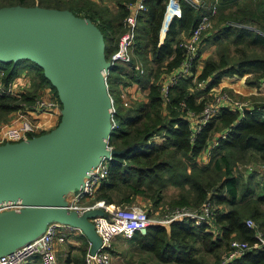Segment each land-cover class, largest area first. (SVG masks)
<instances>
[{"label": "trees", "instance_id": "16d2710c", "mask_svg": "<svg viewBox=\"0 0 264 264\" xmlns=\"http://www.w3.org/2000/svg\"><path fill=\"white\" fill-rule=\"evenodd\" d=\"M9 1L0 6L20 4L69 9L77 16L89 18L104 36L107 59L117 49L114 43L124 31L122 20L128 14V0H118V11L110 17L106 7H98L92 0H77L67 6H62L61 0ZM163 6L162 0H147V8L138 20L132 62L118 61L109 70L107 84L114 99L117 123L110 135V144L119 153L109 167L106 180L97 189L94 201L124 206L141 198L150 205L146 209L150 216L151 210L156 211L163 204L170 208H198L209 198L215 205L212 222L216 229L209 222L196 223L184 218L169 225L150 224L144 233H133L130 241L160 263L209 264L210 257L212 264H221L232 239L245 240L250 245L258 242L257 229L248 226L246 219H253L264 235V182L254 183L252 176L244 181L238 169V165L254 158L264 162V103H255V107L243 112L222 107L195 133L194 139L189 122L181 116L180 103L183 101L186 108L199 111L206 103L205 96L226 77L242 78L250 74L248 85L264 87V0H219L217 20L203 38L216 48L215 56L203 60L196 69L195 79L181 77L170 86L165 104L161 95L163 79L158 71L164 67L167 73L171 72L180 63L183 53L175 44L180 32L188 31L201 12L181 0L180 14L161 38ZM240 24L252 25L262 34ZM230 45L235 46L234 54L230 53ZM148 54L157 64L156 71L146 64L145 71L136 74L131 67L133 61L140 56L146 62ZM24 69L31 72V89H23L18 97L0 94L2 124L8 122L7 116L20 107L21 101H31L48 88L50 96L59 100L43 68L31 59L0 60V72H3L0 79L8 83ZM199 81L204 82L202 87ZM133 82L141 90H148L147 97H132L129 105L124 106L121 86L127 87ZM224 130L225 136L210 150L209 161L200 162L199 156L207 151L209 141L215 133ZM170 185L178 191L168 197ZM84 241L85 248L73 264H85L87 242ZM110 251L115 253L112 247ZM34 257L38 259L32 257L24 264H42L39 256ZM227 264H264V248H253Z\"/></svg>", "mask_w": 264, "mask_h": 264}, {"label": "water", "instance_id": "95a60500", "mask_svg": "<svg viewBox=\"0 0 264 264\" xmlns=\"http://www.w3.org/2000/svg\"><path fill=\"white\" fill-rule=\"evenodd\" d=\"M20 58L43 68L62 109L58 124L48 132L0 145V205H25L0 213V255L35 238L54 221L80 227L94 251L100 238L85 220L104 212L96 213L100 207L82 214L69 211L63 195L67 187L80 188L82 175L87 177L109 153L112 99L104 36L93 21L69 9L0 6V60Z\"/></svg>", "mask_w": 264, "mask_h": 264}, {"label": "built area", "instance_id": "2783aa9c", "mask_svg": "<svg viewBox=\"0 0 264 264\" xmlns=\"http://www.w3.org/2000/svg\"><path fill=\"white\" fill-rule=\"evenodd\" d=\"M180 1L181 0H162L164 6L160 25L161 38L166 35L173 19L180 14ZM184 1L195 10L200 11L201 15L198 21L188 31L182 30L180 32L179 39L175 44L182 51L183 55L180 63L163 77L161 95L164 104L169 100L170 86L177 83L179 78L192 77L195 79L197 75L196 69L199 68V61L202 54L200 50L204 44L203 38L211 32L214 17L218 12L219 0ZM127 8L128 14L122 20L124 31L119 38L117 49L111 53L110 58L107 59L110 63V67L107 68L106 79L110 68L118 61L124 63L132 62L138 20L140 14L147 8V0H131L127 4ZM131 67L135 72H139V74H142L144 71L142 60L139 59H135ZM22 79V77H15L8 83H4L0 79V94L20 96L21 91L27 85ZM203 84V81L198 82V85L201 87ZM128 96L132 98V96L129 95L128 87L121 86V98L124 106L129 105ZM111 99V127L113 130L117 123L114 118L115 107L112 96ZM237 104H239V102L231 100L226 93L213 96V100L211 102H206L199 111L186 108L185 102L182 101L180 103V107L182 108L181 116L189 122L192 130L191 136L192 139H194L195 133L217 115L219 109L222 107L235 109L234 105ZM239 105L242 106V104ZM61 109L62 106L60 101L52 96L39 95L31 101H21L20 107L16 109L15 117L0 125V145L28 140L34 136L48 132L58 124L61 116ZM244 109L246 110L249 108L240 107L239 110L243 112ZM225 132L226 130L220 132L219 135L211 139V144L201 157L210 156V150L218 143L220 137L225 136ZM107 148L109 153L103 154L100 157L90 174L84 178L82 186L73 195L71 202L65 205L69 211H75L78 212V214H82L86 210L95 207L103 209L104 213L102 215H97L92 218L95 233L100 238V244L97 249L94 251L91 250L92 242L86 238L80 227L54 221L50 222L44 231L35 238L24 242L10 252L1 254L0 264H24L34 256H39L42 264H60L55 242L65 241L69 230L77 231L84 236L87 242L84 255L85 264H111L112 253L110 250L115 237L121 235L130 238L133 233L137 231L144 233L150 224L169 225L174 220L190 218L196 223L209 222L210 226L216 229L212 222L215 205L209 198L198 208H179L171 212L169 211L163 218H152L147 214L145 209L139 206H115L114 204L104 203L102 201L94 205L81 204L80 202L82 199L95 196L97 189L108 176L109 167L115 158L112 154L115 148L110 144V137L108 139ZM23 207H25L24 204L18 201H11L0 205V213L7 210L21 209ZM246 224L257 229L255 235L258 242L255 245H250L245 240L232 239L230 241V248L222 256L221 264H227L253 248H264V235L263 232L257 228L258 225L256 222L249 218L246 219Z\"/></svg>", "mask_w": 264, "mask_h": 264}, {"label": "rangeland", "instance_id": "374dc122", "mask_svg": "<svg viewBox=\"0 0 264 264\" xmlns=\"http://www.w3.org/2000/svg\"><path fill=\"white\" fill-rule=\"evenodd\" d=\"M76 1L77 0H61V2H62L61 5L62 6H67V5H69L70 2H76ZM92 1H93V3H96V5H98V7H101V8H105L106 7L107 8L106 14H107L108 17L114 15L118 11V5H117V1L118 0H99V1L92 0ZM130 1L131 0H128L126 2V4H128ZM9 2H10L9 0H0V5L8 4ZM14 2H17V1H14ZM216 18L217 17L215 16L214 20H213V23L215 22V20H217ZM240 26L246 27V28H249V29H253V30H256L257 32L261 33L256 27H254L252 25L240 24ZM122 28L124 30V26H122ZM120 36H119V38H120ZM118 41H119V39L115 43L113 42L114 45L115 44L118 45ZM230 46H231L230 47V53L234 54L235 46L234 45H230ZM201 53L202 54H201V59L199 61V65H201L203 60H205L206 58L211 57V56H215L216 48L214 46L208 45L207 43L204 42V44L202 46V52ZM148 55H149V58H147L146 62L140 56H137V57H139V59L142 60L144 71H145V65L148 64V65H150V68H152L153 71L155 72L157 64L154 61H151L152 60L151 55L150 54H148ZM135 73L139 74V72H135ZM166 73H167L166 69L164 67H161L159 69V71H158V76H160L163 79V77H165ZM2 74H3V72H0V76ZM15 77H22L23 78L22 80L27 83V85L24 87V90L31 89L30 88V86H31L30 84H31V80H32L31 72H29L28 70L24 69ZM250 78H252V76L250 74H247V75L243 76L242 78H235V77L223 78L222 81L218 85H216L214 88L211 89V91L209 92L210 96L209 95L205 96V102H211L213 100V96H216V95L222 94V93H226L231 98V100L239 102V104H242V106H240L239 104L234 105L235 109H237V110H239L240 107L252 109L253 107H255V103H259V102H263L264 103V87H262V86L257 87V86L248 85L247 81ZM136 87H137V90H139V93L141 94L139 97L140 98H146L148 90L147 89L141 90V88H140V86L138 84H137ZM202 98H203V96L198 97V100H201ZM127 99H128V102H130V100H132V98H129V96L127 97ZM215 101H216V99H215ZM219 111H220V109H219ZM239 111L242 112V110H239ZM15 114H16V110H14L13 112L9 113V115L6 118V120L7 121L12 120L15 117ZM3 122L4 121H1L0 124H2ZM219 133L220 132L215 133L214 136L219 135ZM210 144H211V141H209L208 146ZM201 155L199 156V158H201ZM199 161L202 162L201 159H199ZM208 161H209V157H208ZM238 169L241 170L240 172H241L242 176L244 177V181H247L250 178V176H252V181L254 183L261 184V183L264 182V162L261 161L260 159H255L254 158L253 161H250V162H248L246 164L238 165ZM177 191H178V188L176 186L170 185L169 189L167 191L168 192L167 196L171 197V195L173 193L177 192ZM85 199H87V200L84 202L83 205H94L95 203L99 202V201H94V197L85 198ZM114 205L118 206L116 204H114ZM128 206H139L142 209H145V210L147 209V211L150 209V205L148 204V202H145L141 198H137L134 202H132ZM179 208H192V207H189V206H176L174 208H170L168 205L163 204L156 211L151 210L152 213H151L150 216L152 218H159V217L163 218L164 214L166 215V214L169 213V211L171 212L172 210H177ZM95 210H98L96 212L97 214L99 212L100 213L103 212L102 208H95ZM57 256H58V259H59L58 251H57ZM138 256L139 255H136V256L135 255H131V257L128 259L129 260L128 264H133L132 262L135 259H137ZM145 256H147V258L145 260H146V262L148 264H155V263H151L152 261L154 262V260L152 258H150L149 255H145ZM208 261H209V264H212V259L210 257H208ZM111 264H121V261L119 259H115V260H113V262Z\"/></svg>", "mask_w": 264, "mask_h": 264}, {"label": "crops", "instance_id": "0c3cea01", "mask_svg": "<svg viewBox=\"0 0 264 264\" xmlns=\"http://www.w3.org/2000/svg\"><path fill=\"white\" fill-rule=\"evenodd\" d=\"M202 65V64H201ZM201 65L198 67L200 68ZM198 68V69H199ZM29 82V81H28ZM29 85V84H28ZM137 83L133 82L130 84L128 87V92L129 95L138 98L141 94L139 93V90H137ZM51 91L50 89H46L41 95L44 96H50ZM202 163H206L208 161V157H201ZM85 178L84 175H82V180ZM78 187H67L65 194L63 195V203L64 204H69L71 202V199L75 192L78 190ZM87 199L81 200V204H84V202ZM94 209V208H91ZM78 213V212H76ZM85 222L87 225H89L90 222H92L91 218H86ZM84 237L78 233L77 231L74 230H69L67 232V238L63 242H55V248L58 251L59 254V260L60 264H73L74 259L77 258L78 256H81V251L85 248V241ZM112 248L115 251V253H112V261L115 259H119L121 261V264H128L129 258L131 255H139L137 259H135L132 263L133 264H148L146 262L147 256L149 255L150 258L154 260L151 263L155 264H167V263H160L158 262L150 253L141 251L137 245L133 242L130 241V238L123 237L121 235H118L115 237ZM33 259H38V257H33ZM212 259V258H211Z\"/></svg>", "mask_w": 264, "mask_h": 264}]
</instances>
